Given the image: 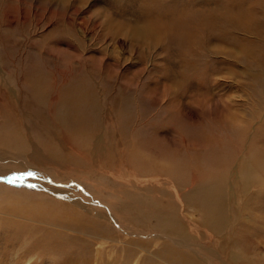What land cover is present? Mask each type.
I'll return each instance as SVG.
<instances>
[{
    "label": "rangeland",
    "instance_id": "1",
    "mask_svg": "<svg viewBox=\"0 0 264 264\" xmlns=\"http://www.w3.org/2000/svg\"><path fill=\"white\" fill-rule=\"evenodd\" d=\"M66 96L85 107L89 140L111 147L115 161L85 158L73 148L79 138L59 130L53 118ZM3 119L16 122L20 139L27 126L38 145L44 128L52 130V146L63 144L68 155L62 167L43 165L32 176L0 162V264H122L127 257V264H169L155 253L159 233L138 236L120 214L137 216L146 206L122 200L114 180L136 181L135 192L161 203L157 213L184 205L182 216L196 222L202 206L178 196L192 188L193 172L238 173L248 152L258 158L253 174L264 167V0H0ZM4 131L0 157L24 156L29 148L21 140L19 152L8 147ZM128 154L147 159L153 172L125 169ZM169 174L181 181L169 183ZM257 183L246 195L235 184L234 196L228 187L223 193L228 221L243 228L232 249L239 261L229 264H264V173ZM96 225L108 232L90 235ZM198 232L192 243L220 250L221 238Z\"/></svg>",
    "mask_w": 264,
    "mask_h": 264
},
{
    "label": "bare ground",
    "instance_id": "2",
    "mask_svg": "<svg viewBox=\"0 0 264 264\" xmlns=\"http://www.w3.org/2000/svg\"><path fill=\"white\" fill-rule=\"evenodd\" d=\"M89 119L91 118H89V115L86 113L85 107L78 106L69 96H66V98L63 100L61 107L58 108L57 116L53 118L55 124H58L57 126L60 131H62L63 133L66 132L72 136H75L76 138H79V141H77L76 143L73 142L69 137L65 139V141L75 143V146L73 145V148L75 150L83 152L85 158L92 157L94 155L95 157H98L102 160H105L107 157L111 160H114V152L112 151L111 147L105 146L104 142L99 138L89 140V135L87 133L86 127L89 123ZM0 126H2V128H5L3 139L7 142L8 147H12L14 151L19 152V148L16 149L15 144L21 140L22 143H25L27 149L29 148V151H27L24 156V151L19 154L21 158L19 157L17 159L13 155L6 154L5 157H0V162L11 164L12 161H14L13 164L17 167H21L23 173L32 171L42 174L39 170L43 165L46 167V170L53 169V165H57V167L59 165L60 167H62L63 164L59 161L62 159L63 154L65 156L68 155V153L65 152L68 151V149L60 143L59 145H57V147L59 146L58 150L60 152H58V154L56 155L55 149L57 150V147L52 146L51 142L58 141L56 136L53 137L54 135L52 134V130L44 128L47 132L42 134L43 136H41V141H43V143L38 145L32 141L31 144L28 140V136L30 137V132L27 126L26 129L28 135L25 131L26 138L21 139L15 121L3 119L0 122ZM252 142L253 140L249 141V143L251 144ZM44 144L47 145L46 150H43L42 148ZM124 145L126 146L125 149H127L128 145ZM0 146L4 147L5 144L0 142ZM3 153H5V151H3ZM125 157L126 158L124 160L127 164L125 165L122 162L125 169H128L127 167L131 168L130 170L133 171L134 174L135 172H142L144 170L148 171L149 173L153 172V168L149 165V161L147 159L137 158L132 154H128ZM257 159V156L254 157L253 153L251 152H248V155L246 157H239L235 164V169L239 170L238 173H231L230 169H228L227 172H225L222 176H216L215 172L213 174H210V170L205 171L203 174H198L197 172L192 173L190 181H186V183H190V187L192 188L188 191L181 192L178 196L183 199V201L186 203V206H188V204L192 202H198L202 206L201 214L196 222H191L189 219L182 216L184 205H182L181 208L179 207V211L173 209L172 206L167 205L170 207L168 211L157 213L158 210H163V208L160 207L161 203H157L155 199L148 200L145 192H135L133 187L136 186V184L138 185L136 181H134V183H128L127 181H125L124 183H118V180H114L113 186L115 188L118 187L119 190L117 191L119 192V196L122 200H134L137 202H143L146 208H144L143 210L138 209L139 213L137 214V216H130L132 214L131 210H125V212L120 210L119 212L124 219L132 223L133 226H136L134 228L135 230H139L138 233L135 232L136 235L146 236V234L150 232H152V234H154L153 232L159 233V235L157 234V236H159L160 239L163 240V242H161V248L157 249L155 253L168 257V259H166L168 260L169 264H229L230 261L236 263L238 257H240V254H235L232 249L237 248L236 237L238 235V232L236 230V227H240V225L234 220L228 221V216L226 214V210L222 201L223 193L228 192L225 191V189L228 187L229 195L234 196L232 189L234 188L235 184L237 190L239 189L243 191L244 195H246V192L251 188V186L261 184L257 183V180H262L264 167L262 166V168L258 169L254 174L251 168V164H253L254 161H257ZM129 161H133L134 163L137 162L138 166H136L133 170ZM222 165L225 164H219L218 166L220 167ZM2 169L0 171V174H3ZM167 178L170 179L169 183L173 181L177 182L180 180L178 177L172 174H169ZM21 179H17V182L19 184H26L25 179ZM154 183L159 189H161L160 186H162V182L158 181ZM165 183H168L167 179H165ZM108 184L111 185V182L109 181ZM36 185L39 190H42L41 187H44V184H41L40 182L36 183ZM146 187L147 186H145L144 188ZM45 188L53 191V195L59 194L58 189H52L51 187ZM61 192V197L67 199L68 194L64 191ZM122 206L123 205L121 204L120 207ZM84 210L89 213H92L94 211L92 208L90 209L87 207H84ZM179 212L182 219H179L177 216ZM95 213L100 215L99 212ZM117 221H119L118 218ZM111 222L114 221L111 220ZM151 222H153V224H151ZM115 224L119 225V223ZM199 227H201L202 230L199 229ZM240 228L243 229L242 227ZM198 231L206 232L208 236H211V234H213L215 236H218V238H221L222 242L220 250L214 249V252L210 253L208 249H204L205 246L197 244L196 242L192 243V239L194 237L198 238ZM88 232L89 234L93 233L97 235L107 233L108 231L104 228H101V226L96 225L94 227H90ZM192 232L193 235H191ZM140 245L141 243H136L137 248L140 247ZM143 246L144 243L142 244V247ZM227 249L231 250V252L225 251ZM202 250H204L206 253L202 252ZM223 253L225 254V259L220 262L219 259L221 258V255ZM130 260L131 257H127L122 264H127ZM256 261L260 262L261 259H256Z\"/></svg>",
    "mask_w": 264,
    "mask_h": 264
},
{
    "label": "snow or ice",
    "instance_id": "3",
    "mask_svg": "<svg viewBox=\"0 0 264 264\" xmlns=\"http://www.w3.org/2000/svg\"><path fill=\"white\" fill-rule=\"evenodd\" d=\"M24 175H27V176H32V175H35V173L33 172H26V173H21L20 174V177L24 176ZM20 177H10L9 178V182L10 183H16L17 182V179H19ZM30 186H33V185H30Z\"/></svg>",
    "mask_w": 264,
    "mask_h": 264
}]
</instances>
